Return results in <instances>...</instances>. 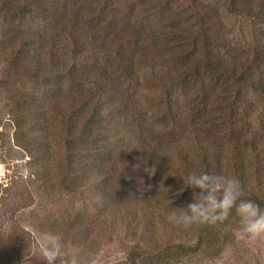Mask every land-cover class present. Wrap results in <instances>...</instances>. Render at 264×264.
I'll return each instance as SVG.
<instances>
[{"label": "trees", "instance_id": "1", "mask_svg": "<svg viewBox=\"0 0 264 264\" xmlns=\"http://www.w3.org/2000/svg\"><path fill=\"white\" fill-rule=\"evenodd\" d=\"M85 3L82 6L92 10V15H86L84 18L80 15V6L75 4V14L67 18L66 8L62 9L61 0H0V17L8 19L0 22V63L7 66V76L4 78L10 81L24 78L39 87L44 85V90L48 92L45 96H42L41 89V92L34 90L11 93V100L14 107L16 106L11 112V117L16 121V127L25 132L29 146L37 155L40 154L43 160L47 156L46 141L51 140L47 128L49 121L57 127V142L61 148L58 187L72 191L79 186H93L95 189L115 191L122 197V203L120 208H110L108 214L113 210L118 213L110 222L125 224L128 229L135 225L144 233L150 232L153 220L149 215V203L146 200L147 206L140 207L141 215L138 217L136 210L132 211L134 203L128 194L136 162L146 154L150 168L145 186L152 183L149 178L153 176L154 170L156 174L166 175L167 180L176 186L183 185V180L192 170L210 174L222 173L238 179L243 189V197L264 208V190L249 193L245 189L251 178L255 179L256 187L264 188V130L253 126L252 123L251 128L245 123H236L238 116L244 121H247L248 116L241 114L243 109H248L247 102L243 101L244 96H240L243 88L258 93L264 101V0H223L227 14L246 18L255 24L254 34L250 37H239L234 32L222 35L223 31H227V24L220 18L219 13H216L219 11L217 4L205 8V23L200 16L195 32L179 24H170L163 29L151 31L159 33L160 36L169 32L178 42H186L172 50L168 49L169 45L166 44L160 50L151 51V55L156 59L161 58V61L189 55L188 46L191 44L187 40H202V59L195 56L186 62L174 77L171 73L166 74L162 78L168 77L161 78L157 85L171 89L189 76L198 85H203L202 76L211 80L219 79L218 81L223 77H231L236 82L237 95L230 102L227 101L222 107V113L219 109L220 102L214 101V113L205 115L209 100H217L220 91L225 96L232 91L225 83H221L219 87L215 86L210 95H203L200 104H197L199 98L190 102L192 108L196 105L197 114H201L198 115L199 120L207 118L211 122L209 125H222V140L213 134L203 135L200 130H190L189 127L176 128L179 126L176 123L180 119V111L175 109L169 102L171 98L168 97L165 115L171 121L172 128L168 127L166 133H178V137L171 141L173 152L165 148L162 155L150 144L148 137L145 138L141 133L132 136L131 140L125 138L139 117L133 115L129 100L119 90L118 84L109 83L107 78L102 77L103 72L100 71L97 59L91 62L83 60L82 53L93 51L94 40L96 42L99 35V31L93 29L91 24L104 14L106 15L101 32L118 41L129 38V33L122 32L120 38L118 32L120 28L126 29L120 14L118 15V8L123 4L117 0H102L99 4L93 1V6ZM49 17L54 22L46 30L44 22L48 21ZM18 19L22 20L21 23L17 22ZM25 20L28 25L23 26ZM85 22L88 29L80 31L81 23L85 25ZM34 24L36 27H32ZM68 37V40H63ZM191 42L194 45L193 50L196 46L193 40ZM57 50L63 51V54L67 55L66 58L55 56ZM73 56V60H80L77 68L68 61L69 57ZM130 62L129 54L126 60L120 58L119 72L128 73ZM104 71L107 72L108 69ZM129 77L130 81L133 80V73ZM39 94L44 99L42 104ZM202 104L204 105L201 106ZM249 105L251 107V104ZM234 116L237 117L235 120ZM164 130L157 129L156 132L160 131L161 135L165 133ZM226 132H231V136H226ZM153 135L152 133L151 136ZM198 156L200 162H196ZM48 171L50 170L44 166L40 174L51 178L52 175ZM170 201L178 206H186L188 202L178 197ZM234 220H238V217L233 213L222 224H199L197 240L193 245L146 241L147 249L136 247V250L128 254L125 264H174L182 257H194L201 253L216 256L224 251L227 244L225 232ZM149 247L152 251L148 250Z\"/></svg>", "mask_w": 264, "mask_h": 264}, {"label": "rangeland", "instance_id": "2", "mask_svg": "<svg viewBox=\"0 0 264 264\" xmlns=\"http://www.w3.org/2000/svg\"><path fill=\"white\" fill-rule=\"evenodd\" d=\"M85 1L91 6H93V1L96 4L102 3V0H61L62 9L66 8V17L75 14L74 6L76 5L81 7L78 9L84 18L86 15H92V10L82 6ZM117 1L123 4L118 8V15L120 14L122 23L126 27L125 30H120L121 28L118 30L119 37L122 38V34L129 33V38L118 41L107 33L101 32L106 15L104 14L91 24L93 29L96 28L99 31L98 39L96 42L94 40L93 51H86L82 54L84 55L83 60L91 62L97 59L100 71L103 72L102 77L107 78L109 83L118 84L119 90L129 100L133 115L139 117L136 118L137 121L131 127V132L125 138L131 140L132 136L141 133L145 138L148 137V141L157 149L158 154L162 155L165 148L173 152L171 141L178 137V133L175 135L171 131L166 133L169 130L168 127L172 128L171 121L165 115L166 102L170 97L169 102L180 111L178 113L180 119L176 123L179 126L176 128L189 127L190 130H200L203 135L212 136L213 134L222 140V134L224 135L222 125H209L211 122L207 118L199 120L198 115L201 114H197L196 105L192 108L190 102L199 98L197 104H200L203 95H210L215 86L219 87L221 83H225L232 91L230 90L228 96L222 95L220 91L217 100L215 98L209 100L205 115L209 112H211L210 115L214 113V101L215 103L220 102L219 109L222 113V107L237 95L235 80L231 77L230 79L223 77L218 81L219 79L211 80L202 76L203 85H198L189 76L171 89L157 85V82L166 74L171 73L170 75L174 77L176 72L195 56L202 59L203 49L200 38L190 39L187 40L191 44L188 46L189 55L171 57L161 61V58L156 59L151 55V51L160 50L166 44L169 45L168 49L172 50L186 42H178L169 32L160 36L159 33L151 31L163 29L170 24H179L195 32L200 16L203 18L202 22L205 23V8L215 4L219 6V11L216 13H219L220 18L227 24V31H223L222 35H230L234 32L239 37H250L252 33L254 34L255 24L246 18L227 14L223 0H194V2L165 0L164 3L159 0ZM50 19L51 17L44 22L46 30L54 22ZM6 20L8 19L4 20L0 17V22ZM21 21V19L17 20L18 23ZM81 21L84 20L81 19ZM27 23L28 21L25 20L23 26L28 25ZM32 27H36V24ZM84 29H88L86 22L85 25L81 23L79 30L85 31ZM262 37L264 39V35ZM66 39L68 40L69 37L63 40ZM192 40L196 46L193 50ZM60 43L63 45L62 42ZM127 53L131 57V68L128 73H120L119 59L126 60ZM57 55L65 58L67 56L61 50L55 51V56ZM52 56L54 57L53 53ZM69 58L68 61L75 65L74 68L79 67L80 60L78 62L76 59L73 60L74 56ZM105 69L108 71H104ZM132 73L133 80L130 81L129 75ZM6 74L7 66L0 63V264H43L39 249L43 247L45 238L49 235L58 238L63 244V255L58 259L57 264H66V261L73 259L91 262V264H125L128 254L136 250V247L147 249L145 243L149 240H155L159 244L181 242L193 245L195 243L199 224L184 228L170 224L165 218L168 205L169 207H181L170 203L172 202L170 199L178 197L190 203L193 190L185 189L181 193L180 189L183 185H172L166 175L156 174L155 170L153 176L149 178L152 183L145 186V181H148L146 175L150 168L145 158L146 154H143L136 162L128 194L134 203L132 211L136 210L138 217L141 215L140 207L147 206L146 200L149 203V215L153 220L150 224L152 226L150 232L144 233L140 227L135 225L128 229L125 224L110 222L118 214L115 210L108 214L110 208H120L122 203V197L115 191H107L104 188L95 189L93 186L89 188L79 186L73 188L72 191L58 187L60 185L57 181L61 170V148L57 142L59 136L57 127L49 121L47 128L51 140L46 141L47 156L43 160L40 154L37 155L35 150L29 146L25 132L16 127V121L11 117L12 110L16 108L11 100V93L38 90L42 91V96H45L48 92L44 90V85L39 87L24 78L14 81L6 80L4 78ZM184 75L183 73V77ZM61 84L64 85V82ZM243 89L240 96H244L243 101L247 102L248 109H243L241 114L248 115L247 121L238 116L236 123H245L249 127L252 123L253 126L264 130L263 99L256 92ZM202 90L203 92H200ZM42 96L39 97L41 104L44 103ZM195 116H197L196 119ZM236 118L234 116V120ZM157 129H165V133L160 135V131L156 132ZM150 132L154 135L151 136ZM225 135L231 136V132H226ZM197 159L196 162H200L199 156ZM44 166L50 170L48 172L52 175L51 178L40 174ZM245 189L249 193L264 190L263 187H256L254 178L246 184ZM176 193L180 194L176 195ZM225 238L227 244L220 254L214 256L201 253L194 257H182L174 264H264V236L254 240L248 239L241 232L239 220H234L229 230L225 232ZM148 250L152 251L151 247Z\"/></svg>", "mask_w": 264, "mask_h": 264}, {"label": "clouds", "instance_id": "3", "mask_svg": "<svg viewBox=\"0 0 264 264\" xmlns=\"http://www.w3.org/2000/svg\"><path fill=\"white\" fill-rule=\"evenodd\" d=\"M185 189L193 190L191 202L181 207L167 206L165 218L170 224L184 228L196 224H222L234 213L238 217L242 234L248 239L254 240L264 236V208L255 201L243 197V189L235 177L192 171L183 180L180 192ZM197 189L199 191H195ZM39 251L43 257V264H57L63 255V244L58 238L49 235ZM66 264L91 262L73 259L66 261Z\"/></svg>", "mask_w": 264, "mask_h": 264}]
</instances>
